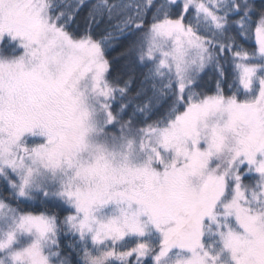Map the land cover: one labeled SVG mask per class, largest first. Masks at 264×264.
<instances>
[{"label": "snow or ice", "instance_id": "6c2138e0", "mask_svg": "<svg viewBox=\"0 0 264 264\" xmlns=\"http://www.w3.org/2000/svg\"><path fill=\"white\" fill-rule=\"evenodd\" d=\"M0 264H264V0H0Z\"/></svg>", "mask_w": 264, "mask_h": 264}]
</instances>
